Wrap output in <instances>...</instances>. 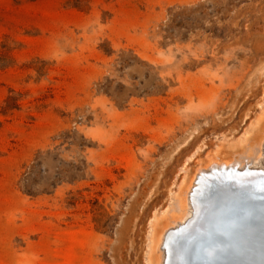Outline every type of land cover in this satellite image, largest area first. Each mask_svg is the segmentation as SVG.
<instances>
[{
  "label": "rangeland",
  "instance_id": "374dc122",
  "mask_svg": "<svg viewBox=\"0 0 264 264\" xmlns=\"http://www.w3.org/2000/svg\"><path fill=\"white\" fill-rule=\"evenodd\" d=\"M206 1L0 0V264H155L183 176L249 147L264 0Z\"/></svg>",
  "mask_w": 264,
  "mask_h": 264
},
{
  "label": "bare ground",
  "instance_id": "6f19581e",
  "mask_svg": "<svg viewBox=\"0 0 264 264\" xmlns=\"http://www.w3.org/2000/svg\"><path fill=\"white\" fill-rule=\"evenodd\" d=\"M245 137L249 141L247 144L249 147L245 146L246 148L238 155L222 158L211 157L208 161L199 164L192 172L183 176L173 193V198L171 197L173 200L169 204V208L162 213L163 220L157 218L154 222L155 230H151L149 237L151 260H157L155 261L157 264H188L189 241L199 235L200 229H204L202 226L204 219L209 218L208 229L210 223L218 226L223 222V215L220 216L217 212H214L212 216L204 215V210L208 206L217 205L221 196L224 195V190H227V186H232L242 192V190L245 191L246 186L248 188L261 187L264 184V104L258 111L250 132ZM246 192L253 194L256 193V190L251 189ZM246 197L243 193L235 198L237 201H243ZM233 207L235 206H226L225 204L218 206L225 211ZM247 208H250V204H247ZM179 210L185 211L182 212L184 213L182 216L180 213H175ZM168 217L175 218L168 220ZM231 223L237 222L233 220ZM227 239H230L229 236ZM215 243L217 246H221V242L216 241ZM160 248L164 254V260L163 255L159 256ZM204 248L202 245L200 252L195 253L197 264L214 258L213 251L210 248ZM221 250L222 248L218 250L219 254ZM80 263L87 264L84 260H81Z\"/></svg>",
  "mask_w": 264,
  "mask_h": 264
},
{
  "label": "water",
  "instance_id": "95a60500",
  "mask_svg": "<svg viewBox=\"0 0 264 264\" xmlns=\"http://www.w3.org/2000/svg\"><path fill=\"white\" fill-rule=\"evenodd\" d=\"M251 189H255L256 193L246 192ZM225 191L228 193L226 197L221 196L217 205L208 206L204 210V215L212 216L214 212L223 215L222 225L215 226L214 223H210L208 229L209 218L204 219L202 224L204 229H200L199 235L189 241L188 264H197L195 253L200 252L202 245L204 249L210 248L214 254L213 259L203 261L202 264H264V184L261 187L246 186L245 191L242 190L247 196L243 201H237L235 198L243 194L238 189L227 186ZM220 204L235 207L225 211L218 208ZM247 204H250L249 209ZM233 220L237 223H231ZM216 241L221 242V246H217ZM221 248L219 254L218 250Z\"/></svg>",
  "mask_w": 264,
  "mask_h": 264
},
{
  "label": "trees",
  "instance_id": "16d2710c",
  "mask_svg": "<svg viewBox=\"0 0 264 264\" xmlns=\"http://www.w3.org/2000/svg\"><path fill=\"white\" fill-rule=\"evenodd\" d=\"M239 3L240 2L237 0H227L226 2H224V0H207L205 3H201L195 6L194 9H201L200 15H203L204 17L207 14L208 16L212 14H219L223 10H225V12L227 13L231 10V8H233L235 5H238ZM183 11L184 10L176 13L175 15L177 17H181L182 19L189 20L190 17L184 16ZM227 16L228 15L222 14L220 18L224 20Z\"/></svg>",
  "mask_w": 264,
  "mask_h": 264
}]
</instances>
